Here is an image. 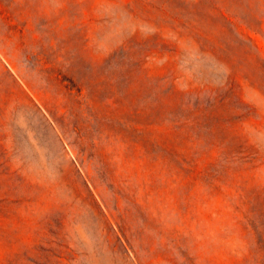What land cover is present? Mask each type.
<instances>
[{
    "label": "rangeland",
    "instance_id": "374dc122",
    "mask_svg": "<svg viewBox=\"0 0 264 264\" xmlns=\"http://www.w3.org/2000/svg\"><path fill=\"white\" fill-rule=\"evenodd\" d=\"M0 264H264V0H0Z\"/></svg>",
    "mask_w": 264,
    "mask_h": 264
}]
</instances>
